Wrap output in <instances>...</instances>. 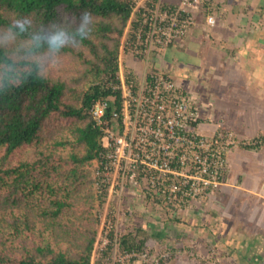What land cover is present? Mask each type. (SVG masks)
Instances as JSON below:
<instances>
[{
    "label": "trees",
    "instance_id": "trees-1",
    "mask_svg": "<svg viewBox=\"0 0 264 264\" xmlns=\"http://www.w3.org/2000/svg\"><path fill=\"white\" fill-rule=\"evenodd\" d=\"M137 2L0 0V264H92L106 199L92 108L120 82Z\"/></svg>",
    "mask_w": 264,
    "mask_h": 264
},
{
    "label": "built area",
    "instance_id": "built-area-1",
    "mask_svg": "<svg viewBox=\"0 0 264 264\" xmlns=\"http://www.w3.org/2000/svg\"><path fill=\"white\" fill-rule=\"evenodd\" d=\"M139 1L134 11L138 10L141 18H133L134 23L127 30L133 34L125 42L134 47L132 52L167 50L185 38L196 23L190 7L198 0H178V7L165 8L156 0H149L147 8L138 9ZM208 23L214 24V18L209 17ZM119 79V83L106 79L114 94L92 108L105 133L103 160L96 176L98 188L106 195L108 190L120 195L129 180L142 178L141 182L151 188L143 191L147 198L155 197L154 190L161 195L160 201L174 207L185 206L224 183L227 153L232 148L264 147V138L238 140L230 132H220L210 139L198 133L197 124L193 126L199 120L195 103L164 74L153 72L142 84L122 78L121 73ZM118 101L120 111L114 105ZM106 216L99 234L103 244L98 246L97 241L92 264H160L169 258L168 254H155L145 245L125 248L124 239L129 235L142 240L138 232L117 231L120 217L116 213Z\"/></svg>",
    "mask_w": 264,
    "mask_h": 264
},
{
    "label": "crops",
    "instance_id": "crops-1",
    "mask_svg": "<svg viewBox=\"0 0 264 264\" xmlns=\"http://www.w3.org/2000/svg\"><path fill=\"white\" fill-rule=\"evenodd\" d=\"M227 3L223 18V12H217L215 26L197 14V25L187 36L149 64L151 71H163L189 94L198 110L199 124L211 122L209 117L213 116L220 126L215 132L225 129L238 140L256 139L264 137V0ZM135 60L127 62L129 68ZM145 79L136 78V82L142 84ZM230 90V95L238 97L224 104ZM212 92L224 96L215 99ZM199 124L197 132L209 135L198 131ZM227 160L224 183L193 200L185 210L200 205V220L205 219L202 225L219 232L225 237L223 241L229 239L235 226L241 227L243 242L249 240L244 252L247 257L242 254V260L264 264V147H234ZM206 208L210 212H205Z\"/></svg>",
    "mask_w": 264,
    "mask_h": 264
},
{
    "label": "rangeland",
    "instance_id": "rangeland-1",
    "mask_svg": "<svg viewBox=\"0 0 264 264\" xmlns=\"http://www.w3.org/2000/svg\"><path fill=\"white\" fill-rule=\"evenodd\" d=\"M148 2L149 0H140L137 8H147ZM156 2L160 7L163 6L164 8L168 6L178 7L179 4L178 0H156ZM195 4L190 8L195 14L194 18L196 23L189 29V31L197 25V14L202 15V19L205 21L206 19L208 20L209 17H213L214 24H210L212 27L218 22L217 12H223V18L226 14L225 12L228 10L227 0H198ZM138 12V10L135 11L134 20L138 18ZM132 34V31L129 30L126 32L124 38V53L121 57V77L148 78L150 74L153 73V71H151L153 68L149 62H155L161 59V56H158V54H162L164 50L156 51L151 54H138L137 51L132 52L134 47L131 46L130 48V44L125 43L126 38L130 39ZM133 42L138 45V41L135 39ZM129 60L136 61L132 63V65H134L132 69L128 67L127 62ZM154 73L159 72L157 71ZM163 73L164 72L162 71L161 74ZM134 80L136 81V79ZM231 92L232 90L227 93V96L229 97H226L224 92L226 98L223 100V102L225 101L224 104L228 101H235L237 95H230ZM212 93L215 95V99L224 96L221 93ZM217 117L219 118V114ZM213 118V116H210L209 119L211 122L199 124L198 126V131L209 134H203V136L210 139L219 135L220 132H228V130L225 129H220L215 132V129L220 126L218 125L219 120ZM227 123L229 124L230 121L228 120ZM136 173L138 175V170H136ZM141 180L143 179L141 178L138 180L136 178L133 182L129 180L126 189H124L120 195L115 192L109 193L110 191L108 190L104 209L102 208L100 213V230H102L104 221L108 219L106 215L116 213V216L120 217L118 225L115 226L117 231L120 229L122 233H134L138 231L139 228H142L143 232H140L139 237L140 240H146L145 246L153 249L155 254L160 256L163 254L169 255V258L160 264H250L248 260L247 262L244 259L242 260L241 256L249 246V240L243 242V230L241 227L235 226V230L232 231L230 237H228L229 239L223 241L225 237L221 236L219 232L216 233L215 229L210 230V228H205V225H202L205 222V219L203 222L200 220L202 218L200 217V205L197 206L196 209L187 211L185 210L186 207L189 206L193 200L189 201L185 206H170L166 204L163 199V202L160 201L159 198H162L161 195L155 193L154 190L152 193L155 197L147 198V195H145L143 191H149L151 188L149 189L148 185L141 182ZM141 183L143 185H141ZM203 203L206 202L203 201ZM207 203L209 202L207 201ZM207 211L210 212L208 209L205 212ZM104 228H106V226ZM222 232L224 233L225 231L222 230ZM99 234L97 241L100 242ZM215 240H217L218 243H215ZM102 244L101 241L98 246H101ZM244 257H247V254H244Z\"/></svg>",
    "mask_w": 264,
    "mask_h": 264
},
{
    "label": "clouds",
    "instance_id": "clouds-1",
    "mask_svg": "<svg viewBox=\"0 0 264 264\" xmlns=\"http://www.w3.org/2000/svg\"><path fill=\"white\" fill-rule=\"evenodd\" d=\"M134 16H135V11H134V13H133V15H132L131 22H130L129 26H130L132 23H134V21H133ZM129 26H128V28H129ZM127 30H128V29H127ZM125 35H126V33H125Z\"/></svg>",
    "mask_w": 264,
    "mask_h": 264
}]
</instances>
